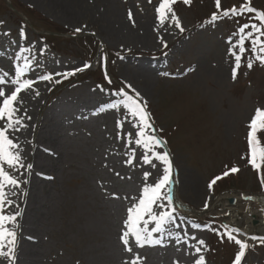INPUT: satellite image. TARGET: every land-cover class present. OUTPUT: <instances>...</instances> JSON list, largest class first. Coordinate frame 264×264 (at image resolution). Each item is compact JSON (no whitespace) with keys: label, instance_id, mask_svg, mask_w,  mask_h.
<instances>
[{"label":"rangeland","instance_id":"rangeland-1","mask_svg":"<svg viewBox=\"0 0 264 264\" xmlns=\"http://www.w3.org/2000/svg\"><path fill=\"white\" fill-rule=\"evenodd\" d=\"M4 1L0 70L10 79L14 69L27 62L26 76L37 80L39 90L26 135L25 167L5 166L20 182L18 188L11 187L14 197L8 199L13 204L4 206L8 214L20 212L15 264H124L131 258L119 239L127 208L144 186V172H151L148 182L155 183L163 165L155 160V168L144 164L143 149L128 143L126 134L134 130L127 121L123 129L117 127V121L124 120L122 111L107 105L122 99L114 94L120 88L131 95L139 92L146 101L154 134L166 136L170 146L166 143L162 151L173 161L171 194L177 219L152 233L160 244L134 248L144 258L140 264H193L198 255L206 264H229L238 245L227 240L224 225L241 229L233 234L250 245L241 264H264V244L259 243L264 237L262 174L246 159L248 124L254 110L264 108V66L254 61L248 69L247 58L254 54L246 53L233 79L229 51L239 26L256 22L250 19L254 14L210 24L214 0H176L173 11L184 31L169 18L164 26L171 32L158 41L150 27L159 22L156 8L161 0H13L31 11L32 21L21 11L7 9ZM242 2L221 0L223 8ZM252 4L264 10V0ZM124 19L128 30L119 29ZM40 26L59 33L45 37L50 33ZM246 47L251 49V44L246 42ZM85 63L92 67L67 78L37 79ZM103 63L111 84L100 71ZM260 137L264 140V133ZM37 144L52 149L43 167L51 174L48 178L38 176L47 154L39 156ZM232 167L239 171L224 184L228 187L208 188L213 177ZM245 195L254 198L249 201ZM26 234L34 238L30 244L25 243ZM164 234L177 236L179 242L167 241ZM252 236L258 239L252 241ZM196 247L202 251L196 253ZM0 264L11 261L0 257Z\"/></svg>","mask_w":264,"mask_h":264},{"label":"snow or ice","instance_id":"snow-or-ice-1","mask_svg":"<svg viewBox=\"0 0 264 264\" xmlns=\"http://www.w3.org/2000/svg\"><path fill=\"white\" fill-rule=\"evenodd\" d=\"M149 2H151V0H149ZM175 2L176 0H161V3L156 8L157 19L162 27L165 21L170 18L175 26L183 32L184 29L180 25L179 18L172 8ZM184 3L190 4L191 0H184ZM214 4L216 11L211 14L210 20L207 21V23L215 24L219 20L229 17H238L244 14H254V17H250V19L256 21L251 24L244 23L239 26L238 33H234L238 38L229 49L234 58L232 78H237L238 70L241 68L246 53L250 52L254 54L247 58L246 67L248 69H252L254 61H258L264 66V10L255 8L252 4V0H243L239 6L232 5L229 8H223L221 0H214ZM131 18L132 14L130 12L129 19ZM81 30L82 29L77 28L75 31L80 32ZM20 35L25 39L27 38L23 28L20 29ZM246 42L251 44V49L246 47ZM164 47L166 48L167 44H164ZM102 59L106 61V56H103ZM28 67L29 65L27 62L24 67H16L10 79V74L8 72L0 70V125H2L0 126V257L11 261V264H15L17 239V232L15 229L19 227L17 217L20 215V212L17 211L13 214H8L6 212L4 207L5 204L11 206L13 201L8 199L4 189L9 186L18 188L20 182L6 170L5 166L12 170H16L17 165H19V167H25L22 163L21 146L18 142L14 141V139L10 138V133L20 132L21 129L27 127L24 123L25 118L31 119V117L27 116L26 109L23 115H18L24 103L19 94L22 91L27 92L29 90H34L33 86L37 83V80L27 78L26 69ZM91 67V64L85 63L83 67L76 68L74 71L42 74L37 79L52 81L53 75L67 78L68 76L75 75L76 72L84 71ZM105 78L108 80L109 84L112 83L107 73H105ZM56 82L59 83V81ZM9 85L13 90L6 91V87ZM127 87L131 88V85H127ZM101 90L103 91L104 89L101 88ZM114 94L121 96L122 99L119 102H113L107 105V107L121 109L124 120L117 121L118 128L123 129L125 127V121H127L134 130L126 134L130 137L128 143H134L138 148L143 149L141 159L144 164H148L152 168H155L156 164L153 163V160H155L163 165L162 175L155 183L148 182L152 173L149 171L144 172V186L138 197L133 198L131 200V206L127 208L126 219L123 221V228L119 237L124 251L131 254V258L124 261V264H140L144 258L139 253L135 252L134 248H143L149 243L160 244L161 240L152 239V233L159 232L161 227L166 223L175 224L177 219L174 198L171 194L173 161L169 152L162 151L167 142L154 134L155 129L151 121L150 113L147 111V103L140 98V93L134 92V95H131L125 88H120L116 90ZM36 95H39L38 91ZM129 117L133 119H129ZM133 120L135 122H133ZM248 128V156L246 159L253 170L260 173L261 170L264 169V140L260 139L261 134L264 133V108L257 107L254 110V115L250 119ZM117 138H121L119 133L117 134ZM134 158L135 151H133L132 159H129L127 163H133ZM27 168L31 169L32 165L28 164ZM238 171L239 169L237 167H232L221 175L213 177L209 181L208 188L211 190L218 181L227 177L230 173H237ZM117 175L119 176V173H117ZM260 183L261 186L264 187V175L260 176ZM244 198L251 201L254 197L245 195ZM204 207L205 209L209 207L207 201ZM9 225H12V227H9ZM150 225L154 226L150 227ZM195 227L199 228L200 225H195ZM224 228V235L227 240L238 245V252L235 255L233 264H241L245 257V252L250 245L247 240L238 238L237 235L233 234H239L241 229H229L227 225H224ZM193 239H195V237H193ZM250 239L256 241L258 238L252 236ZM5 241H7V246L4 243ZM259 243L264 244V237L259 238ZM198 244L204 246L205 241L199 240ZM195 251L196 253H200L202 248L196 247ZM193 264H206L205 257L203 255H198L194 258Z\"/></svg>","mask_w":264,"mask_h":264},{"label":"bare ground","instance_id":"bare-ground-1","mask_svg":"<svg viewBox=\"0 0 264 264\" xmlns=\"http://www.w3.org/2000/svg\"><path fill=\"white\" fill-rule=\"evenodd\" d=\"M129 28H131L130 24L126 23L125 19H124V22L119 25V29L128 30ZM150 28H152V31L155 34V39L158 40V41H162V39L165 38V36L169 35L170 32H171V29L169 27H166L164 25L161 27L160 26V22H155L152 25V27H150ZM148 32H149L148 28L146 27L144 34H148ZM33 89L34 90H29L27 92H23L22 91L19 94L22 97L24 103L22 105V110H21V112L18 115H23V112L26 109L27 116L31 117L30 114L32 112V108H34V104L37 102V99H38V95H36V92L37 91L39 92V90L35 86H33ZM24 123L27 125V127L21 129L20 132L10 133V138L14 139V141H16V142H18L20 144L21 149H22L21 157H22V159L26 160V157H27L26 150H25L26 149V143H27L26 135H27L28 128H29V125H30V119L25 118ZM0 126H2V125H0ZM38 145L39 144L36 145V153L39 154V156L41 154H47V157L44 156L46 158L44 159V162H42V168H40L38 170V172H39L38 176L44 177L42 172H43V169L45 168V166L47 165L46 162L48 161V157L50 155L49 152H52V151L49 150L48 148H43V147L38 146ZM17 167H19V165H17ZM6 191H7L6 193H7L8 197L10 199H12L14 197V194H13L14 192H12L11 187H9V189L7 188ZM223 203H225V199L223 200ZM34 214L36 215V213H34ZM151 226H154V225H150V227ZM9 227H11V225H9ZM168 234H164V236L166 237L167 241H173L174 240L175 241V242L173 241L174 243H178L179 242V238L177 236L170 237ZM120 235H121V233H120ZM162 236H163V234H162ZM171 239H173V240H171ZM26 240L27 241H25V243L30 244L29 243L30 240L32 241V240H34V238L30 234H28V235L26 234ZM5 245H6V242H5Z\"/></svg>","mask_w":264,"mask_h":264},{"label":"trees","instance_id":"trees-1","mask_svg":"<svg viewBox=\"0 0 264 264\" xmlns=\"http://www.w3.org/2000/svg\"><path fill=\"white\" fill-rule=\"evenodd\" d=\"M45 29H49L48 27H45ZM53 31V30H52ZM222 185V184H221ZM223 186H221V188H222Z\"/></svg>","mask_w":264,"mask_h":264},{"label":"water","instance_id":"water-1","mask_svg":"<svg viewBox=\"0 0 264 264\" xmlns=\"http://www.w3.org/2000/svg\"><path fill=\"white\" fill-rule=\"evenodd\" d=\"M230 201H231V202H234V199H231Z\"/></svg>","mask_w":264,"mask_h":264}]
</instances>
